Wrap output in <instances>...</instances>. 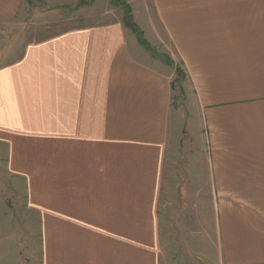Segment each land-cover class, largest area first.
<instances>
[{
  "label": "crops",
  "instance_id": "obj_1",
  "mask_svg": "<svg viewBox=\"0 0 264 264\" xmlns=\"http://www.w3.org/2000/svg\"><path fill=\"white\" fill-rule=\"evenodd\" d=\"M40 2L56 0H0V20ZM108 2L0 67V186L25 187L47 219V264H156L173 186L183 198L168 202L190 203V215L211 204L218 264H264V0H122L136 31ZM178 65L205 164L166 162ZM0 264H18L1 236Z\"/></svg>",
  "mask_w": 264,
  "mask_h": 264
},
{
  "label": "rangeland",
  "instance_id": "obj_2",
  "mask_svg": "<svg viewBox=\"0 0 264 264\" xmlns=\"http://www.w3.org/2000/svg\"><path fill=\"white\" fill-rule=\"evenodd\" d=\"M96 1L56 0L54 7H47L42 2L34 3L19 15L0 20V67L15 61L24 46L31 41L102 17L101 12L105 8L96 6ZM106 6L117 11L123 22L136 31L132 25L130 11L122 0H109ZM138 37L139 41H142L141 36ZM151 50L161 57L164 63L169 66L173 64L160 51L152 48ZM175 70L177 78L173 83V109L177 113V139L175 144H172L166 162L205 164L206 142L202 141L199 135L200 124L195 117L193 93L181 88L184 74L179 65ZM10 181L7 185L0 186V211H7L6 216L3 212L4 217L0 218V236L7 239L9 260L18 261V264L21 260L23 264H47V235L44 231L47 219L43 218L41 213L31 210L25 194L26 188ZM184 189L180 187V195H176V188L173 186L170 188V195L165 188L161 194L152 258L156 264H218L217 244L208 227L211 204L201 201L200 212L190 215L186 211L187 207L191 208L190 203L168 202L176 198L181 200ZM22 192L23 196L19 195ZM44 214L46 216V212ZM139 237L137 235L135 239L140 241ZM137 243L136 259L143 260L146 248L142 246V242L140 245Z\"/></svg>",
  "mask_w": 264,
  "mask_h": 264
}]
</instances>
